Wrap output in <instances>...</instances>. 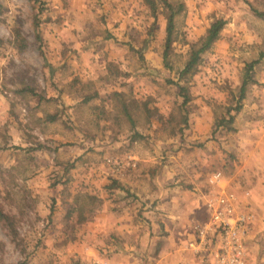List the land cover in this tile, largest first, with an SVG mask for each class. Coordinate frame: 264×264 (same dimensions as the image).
I'll return each instance as SVG.
<instances>
[{
	"label": "rangeland",
	"instance_id": "1",
	"mask_svg": "<svg viewBox=\"0 0 264 264\" xmlns=\"http://www.w3.org/2000/svg\"><path fill=\"white\" fill-rule=\"evenodd\" d=\"M163 1L0 0V264H154L171 215L206 264L218 171L264 264V0H167L169 67Z\"/></svg>",
	"mask_w": 264,
	"mask_h": 264
},
{
	"label": "built area",
	"instance_id": "2",
	"mask_svg": "<svg viewBox=\"0 0 264 264\" xmlns=\"http://www.w3.org/2000/svg\"><path fill=\"white\" fill-rule=\"evenodd\" d=\"M209 182L214 187L207 199L209 217L197 225L191 245L209 264H246L245 235L252 215L239 208L238 195L225 187L221 171Z\"/></svg>",
	"mask_w": 264,
	"mask_h": 264
},
{
	"label": "trees",
	"instance_id": "3",
	"mask_svg": "<svg viewBox=\"0 0 264 264\" xmlns=\"http://www.w3.org/2000/svg\"><path fill=\"white\" fill-rule=\"evenodd\" d=\"M151 1V0H150ZM153 3V2H152ZM163 3L165 4V7L170 10V14L168 17V24H167V37H166V43H165V52H164V62L166 67H169V49L170 45L173 42V31L175 28V15L177 14V10H175V6L170 3L167 0H164ZM179 8L181 9L182 6L180 5ZM256 13L260 16H263V12H259L256 10ZM226 24V21L224 19H218L215 22H213L210 26V28L207 30L206 35L203 36L198 43H196V46H193V48L190 51V58L188 62L186 63L184 69L182 70V75H187L195 69L197 64L200 60V55L205 52L207 49H209L212 44L219 38L220 32L224 28ZM264 58V52L261 53L260 58ZM259 60L252 61L247 65V75H249L250 71L254 68L255 64ZM247 81L244 80L242 87H241V96L243 97L246 91Z\"/></svg>",
	"mask_w": 264,
	"mask_h": 264
},
{
	"label": "crops",
	"instance_id": "4",
	"mask_svg": "<svg viewBox=\"0 0 264 264\" xmlns=\"http://www.w3.org/2000/svg\"><path fill=\"white\" fill-rule=\"evenodd\" d=\"M196 216L197 213L195 211V214L192 217L195 219ZM174 217L176 216L171 215V219L166 218V221L172 222L174 224L178 223L179 225L176 226L177 230L170 231L169 235H166L162 238L163 247H161V251L158 253V258L156 259L154 264H201L191 252L184 251L185 247L183 244L185 243V240L189 237L186 235V233H183V228H180L182 226V222H178L174 219ZM201 258L206 261V264H209L206 258H204L203 256ZM132 261L133 260L130 258V260H127L126 263L133 264ZM249 261H252L250 255L248 263Z\"/></svg>",
	"mask_w": 264,
	"mask_h": 264
}]
</instances>
